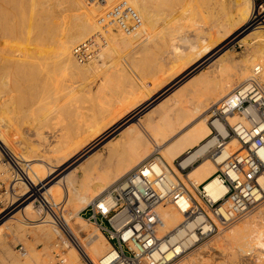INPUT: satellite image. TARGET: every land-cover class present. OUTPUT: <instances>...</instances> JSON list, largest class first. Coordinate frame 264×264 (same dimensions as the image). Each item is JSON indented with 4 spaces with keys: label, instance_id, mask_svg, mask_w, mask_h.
I'll return each mask as SVG.
<instances>
[{
    "label": "bare ground",
    "instance_id": "6f19581e",
    "mask_svg": "<svg viewBox=\"0 0 264 264\" xmlns=\"http://www.w3.org/2000/svg\"><path fill=\"white\" fill-rule=\"evenodd\" d=\"M142 1L0 0V150L3 146L8 156H12L16 170L21 175L15 178L17 182L14 183L10 194L13 207L7 208L10 211L8 215H11L6 221L3 220L0 233L6 224L9 231L7 233L21 237L23 235L19 233L27 230L31 233L29 238L44 242L46 245L44 251L34 252L32 255L33 259L36 256L37 261L51 264L53 256L49 245L52 244V235L56 234L49 215H43L44 219H37L39 208L37 210L33 200L29 202L33 196L38 194L40 196L42 190H44L42 195L50 197L49 199L56 203L64 197L63 201L69 206L65 218L75 243L71 244L72 247L69 245L67 258L65 257L66 264H99L101 260H107L115 255L112 243L101 228L96 225L91 229L89 220L78 215L76 208L81 204L88 206L94 202L156 152L163 157L172 177L186 181L194 178L196 179L194 182L204 183L209 194L214 198L223 197L227 192L216 172L227 157L241 149V145L235 137L224 142L222 137L228 135L227 123L221 119H213L210 114L212 109L236 88L253 79L257 67L261 70L257 79L264 84V10H257L252 0H233L239 11V17L227 19L225 24H220V27L215 25L218 29L215 30L213 27L214 31L208 32V36L201 38V42L191 43L188 48H183L177 43L172 44L169 55L174 56V61L171 64L166 61L165 71L162 72L165 75L158 77L156 85L151 83L150 89L148 86L147 89H143L133 76L132 78L120 71L118 74L111 71L101 88H93L92 75L97 72L98 67L99 71L104 67V62L101 66L99 64L95 66L97 59L108 60L106 56H110V59L114 60L117 53L118 57L119 54H125L141 29L150 26L151 21L148 23L146 18L149 15L146 12L147 16L144 15V9L141 7V3L144 2ZM125 2L142 17V24L129 31L120 29L116 22L117 16L111 14L116 8L125 9L122 6ZM175 21L177 22L176 19ZM248 21L249 25L255 28L248 30L246 28ZM182 38L186 42L190 41L186 37ZM235 41L249 46V48L244 46L249 51L247 56L244 55L238 60L224 52L225 46ZM75 53H78L80 58H86V61H81ZM95 60L97 62H94ZM116 61L114 60L115 63ZM214 65L216 70L206 68ZM167 68L171 70L167 71ZM117 69L122 71L120 68ZM185 77L188 80L186 78L180 83L179 81ZM121 80L129 82V88L133 91L131 96L133 94L137 96L132 98L125 96L120 99L117 111L111 115H104L100 121L94 123L91 126L92 136L83 144L79 145L81 135L77 133L75 137L69 136L65 142L63 139H60L58 144L51 142L52 140L48 142L52 137L48 135L50 134L48 128L60 125V112L64 106L70 101L74 102L77 96L87 98V95L94 91L111 90L114 81L120 84ZM67 89H72L76 93L70 96L66 93ZM65 93L69 94L66 95L69 97H65ZM148 106H150L148 110L138 115L142 108ZM249 113L256 117L253 110H249ZM21 118L24 119V123L30 121L36 126L34 131L36 135L33 134L36 137L32 140L37 138L36 145L39 150L43 147L47 150L46 154L50 155H45V159L42 155L36 160L32 158L40 162L33 163V169H26L27 171L19 155L12 150L13 146L11 147L8 141L6 130H3L7 126L10 127V124H19ZM227 121L232 125L239 121L248 123V116L234 112L227 116ZM213 127L218 133L213 132ZM115 135L119 136L115 137ZM102 138H106L101 144L106 150L105 156L113 157L125 145L128 158L120 159L113 166H98L103 153L95 157L92 156L93 154L87 155ZM216 145L222 146L215 158H212L208 156V152ZM261 154L264 156V149ZM177 158L181 159L184 168L200 158L202 160L200 159L199 163L193 165L184 174L181 168L175 166L174 161ZM82 159H85L84 164L80 162ZM31 162H29L30 166ZM8 175L5 177L8 178ZM17 185L21 188L20 191H17ZM19 207L20 210L14 213L13 211ZM191 207V202L185 197L158 206V212L164 220L163 227L158 229V236L162 238V251L169 261L168 264H191L196 262L198 257L203 260L202 254L208 251V247L202 254V251H198L202 245L201 232L198 231L202 217L199 215L188 217L189 213L186 212ZM256 207V210L253 209L255 213L251 215L249 213V218L245 220L244 217L245 221L242 223L237 224L236 221L234 224L232 221L226 226L227 228L219 226L224 230L223 233L220 232L221 234L217 232L220 236L215 234L216 242L220 244L222 240L230 241L235 248H238L236 250H247L249 253L263 247L264 200ZM3 211L5 212L3 209L0 210V218ZM201 228L206 232L208 227L202 225ZM81 231L87 234L89 244L81 241L79 236L74 234L75 232L79 234ZM1 236L0 249L4 250L7 242L5 245ZM213 238H209V243ZM197 243H200V247L196 252L201 255L195 253L197 256H193L192 253L197 248L193 247ZM191 249L193 252L189 254ZM201 249L203 250V247ZM187 253L192 254V257L184 256ZM16 264L33 263L28 258L25 262L20 261Z\"/></svg>",
    "mask_w": 264,
    "mask_h": 264
},
{
    "label": "built area",
    "instance_id": "2783aa9c",
    "mask_svg": "<svg viewBox=\"0 0 264 264\" xmlns=\"http://www.w3.org/2000/svg\"><path fill=\"white\" fill-rule=\"evenodd\" d=\"M122 6L125 9L116 8L111 13L117 16L119 28L129 31L140 26L142 17L139 12L126 2ZM75 54L80 58L78 53ZM80 60L85 62L86 58ZM260 73L257 67L256 76L219 102L210 114L213 119L227 123L228 135L222 137L223 141L235 137L241 145V149L227 157L216 172L226 187V194L214 198L204 183L192 180L185 183L180 178L172 177L161 154H152L85 207V211L80 212L100 227L112 243L115 255L101 260L99 264H168L162 251V238L158 236V229L164 225L158 212V206L162 203L176 202L180 197L189 200L192 207L186 213H189L188 217H202L198 231L201 232V241H204L215 235L219 226L226 227L264 200V156L261 154L264 149V84L257 79ZM249 110H253L256 117ZM234 112L247 115L248 123L239 121L234 125L229 124L227 116ZM213 132L218 133V130L213 127ZM221 146L213 147L208 156L215 158ZM5 157L11 162L6 152ZM200 159L185 168L180 158L175 159L174 163L178 169L186 172ZM23 163L27 164V161ZM36 200L39 213L49 215L55 229L57 240L54 243V254L57 262L65 264L64 255L69 245L75 243L65 219V202L56 203L44 195L38 196ZM202 225H207L206 232L201 228ZM19 249L26 255L27 251L22 244ZM256 260V257L247 255L242 262L247 264Z\"/></svg>",
    "mask_w": 264,
    "mask_h": 264
},
{
    "label": "rangeland",
    "instance_id": "374dc122",
    "mask_svg": "<svg viewBox=\"0 0 264 264\" xmlns=\"http://www.w3.org/2000/svg\"><path fill=\"white\" fill-rule=\"evenodd\" d=\"M143 1H142L143 3H141V7H143L142 9H144V13L146 12L149 15V16H147L146 13L144 14L147 16L146 18L149 21L148 23H150V21H151L150 26H147L146 29L145 28L143 30L141 29L139 35L133 39L134 42L131 45L132 47L131 46H130L131 48L129 47V49H128L129 51L127 50V52L125 54L124 53L119 54L120 57H118V53L114 56V60H117L116 63L114 62L113 59H110V56H106L107 58H109L108 60L101 59V61H100L99 59H97L98 62H97V60L94 61V62H97V63H94L95 66H96V64L97 65L99 64L101 66V65H103V62H104V65H103L104 67L103 66H102L103 68L101 67L102 68V70L100 69L101 72L99 71V67H98L97 72L94 74L92 73L93 74L92 75L93 76L92 77L93 78L92 79L93 88H95V87H96V89L101 88V86L104 85V82L108 78L109 74H111L112 72L113 73L116 72L118 74V72L120 71L122 73H125V75H129L130 77L133 76L135 78L136 82H138L139 86L142 87L143 89H147L144 87V85L148 86V89H150L151 86L149 84L152 83V81L155 77L165 75L162 73L165 71L163 69V64H164V68H165L167 60H168L167 62H169L168 64H171L174 61V59H173L174 56L169 55V53H170L169 49H172V44L177 43L179 46L181 45L183 48H188V46L191 43H199V41L201 42V38L208 36L207 35L208 32L214 31V29L215 30L218 29V28H216V26L220 27L221 26L220 24H222V25L225 24L227 19H234V18L237 19L236 17L239 15V11L236 8L233 0H143ZM252 1L254 3V6H256L255 8L257 10H259V11L264 10V0H252ZM145 5H146V7L144 8ZM252 8H253V4H252ZM251 16H252V11H251ZM251 16H250V19H251ZM148 17L151 18V20ZM175 19L177 20V22L175 21ZM219 21H220V23H219ZM249 21L247 22L248 24H246V28L248 30L255 28L254 26L249 25ZM166 25H168V27ZM213 27H215V28L213 29ZM153 28H155V29H153ZM152 30H153V32H152ZM148 32H150V33L148 34ZM143 34H145V35H143ZM182 37H186V39H189L190 41L186 42V40ZM183 40H185V41H183ZM249 42L251 43V41H249ZM244 46H247L249 48L248 45H241V43H239L237 41L231 42L225 46L224 52H227V54H231L235 59L238 60V59L244 57V55L247 56V54L249 53L248 48L246 49V47H244ZM104 59H106V58L104 57ZM105 61H106V63H105ZM112 61H113V63H112ZM109 62H111L115 66ZM120 63H121V65H120ZM107 65H112L113 68L111 66L107 67ZM116 67L122 69V71L118 70ZM141 67H142V70H141ZM108 68L109 69L111 68V69L108 70ZM168 68H167V71H170L171 69H168ZM206 68H209L210 70L211 69L216 70V65L209 66V67L207 66ZM132 70H134V71H132ZM109 71H110V73H109ZM98 72L100 73V75H98L99 74ZM96 74L98 77L97 76L95 77ZM187 77L180 80L179 82L181 83ZM187 80H188V78H187ZM116 82L117 81H114V83H116ZM157 82H158V80H157ZM185 82L186 81H184V83ZM174 86L175 85H173V87ZM115 88L118 90V92L116 91V94L112 95L113 96L112 97L111 91H112V89L114 90ZM126 88H129V86ZM126 88L122 90L121 84H118V85L114 84L112 86L111 90L101 89L98 92L94 91L92 93H89L87 95V98H86V96L85 97L81 96L83 98V100L79 96L82 101L77 96V98L73 100L74 102L70 101L66 106H64V108L61 109L62 111L60 112V115H61L60 125H54V126L48 128V130H49L48 132H50V134H48V135L52 136L48 142H50L52 140L51 142H53V143L56 142L58 144L60 139H63L65 142L66 139L69 138V136L75 137V135L77 133V135H81V137L79 138V141H78V143H80L79 145L83 144L87 138H90L92 136L91 126L94 123L100 121L104 115H111L112 113L117 111L118 101L120 99L124 98L125 96H127L128 98H130V97L132 98V97L137 96V94H135V95L133 94L131 96L133 91L130 88L128 90H126ZM67 91H66V93H69L70 96L74 95V93H76V92H73L72 89H67ZM66 93H65V97H69V96H66V95H69ZM103 93H104V96H103ZM77 99H79V100H77ZM76 101L78 104L76 103ZM79 101H81V102H79ZM152 103H155V102L152 101ZM69 104H71V105H69ZM76 104H77V106H76ZM149 108H150V106H148L146 108H142L140 110V112L138 113V115L141 112H145ZM11 116H13V113L11 114ZM10 121L12 123V120H10ZM25 121H28V119H25ZM31 123L32 122H30V121L27 123H24V119L21 118L19 121V124L13 123L15 125V127H13L14 126L13 124H10L11 125L10 127L7 126V127H5L6 129L5 128L3 129V130H6L5 132H7L6 135H7L8 141H9L11 147L13 146L12 150L17 155H19V158H21V160H22L21 161L22 164H23V161H25V159H26V161H27V159L29 160V161H27V164H23L25 171L32 170L34 167V164L40 162V161H34V159L36 160L41 155H42L43 159H45V155L50 156L49 153L46 154L47 150L43 149V147H41L39 150L38 145H36L37 140H38L37 138H34V139H36L34 141L32 140L33 137H36L35 136L36 134L34 132V131H36L35 130L36 126H33ZM31 125L33 126V128H31L32 127ZM27 126H29V127L31 126V127L29 128ZM7 128L8 129L10 128L11 131L7 130ZM87 129H89V131L86 132ZM32 130H33V132H32ZM26 131H27V133H26ZM57 131H58V133H57ZM20 132L22 133V135H20L21 134ZM9 133H12V134H9ZM24 133L26 135H24ZM55 133H56V135H55ZM33 134H35V135H33ZM117 136H119V135H115V137H117ZM24 137H26V138H24ZM29 138H31V139H29ZM108 138L109 137H107V139ZM28 140L30 142H28ZM12 141L14 142V144ZM22 141H23V143H22ZM103 141H106V138H102L100 141H98L93 146V148L88 151V155H87V156H90L93 154L92 156L95 157L97 154L103 153V155H101V159H100L101 163L98 164V166H101V167L113 166V165L117 164L120 159L128 158V156H127L128 154L126 152V149H125L126 146L125 145H124L123 149L121 151H119L118 153H115L113 155V157H109L107 155L105 156L104 154H106V150H105V148H102V146H101ZM20 143H22V145ZM32 144L34 145V147ZM20 145H21V147H18ZM2 147L3 146H1V150H0V173L2 172L0 174V210L2 211V209H3V210H5V212L3 211L4 213L1 214L0 225L2 223H4L3 220L6 221L9 218V216L11 215V214L8 215L10 211L7 210V208L11 209V206H12L11 204L13 202V200L10 197V194L12 193L14 183L17 182V180H15V178L21 177L19 172H17V170H16V163H15L14 159L12 158V156L11 157L9 156L11 158V162L14 161V163L8 162V159L5 157L6 151ZM5 148L7 149L6 146H5ZM7 151H8V149H7ZM94 152H96V153L94 154ZM30 153H31V156H30ZM25 156H26V158H25ZM22 157H24L25 159ZM32 158H34V159H32ZM84 160L85 159H82L80 162L84 164L85 163ZM201 160H202V158H201ZM201 160H199L197 163H199ZM29 162H31V166H30ZM197 163H195V165ZM77 167H78V165H77ZM187 172H188V170L186 172H183V173L186 174ZM7 175H8V178L5 177ZM181 180L185 183H188V181H186V179H181ZM192 181H196V179L193 178ZM16 188H18L17 191H20V189H21V188H19L18 185L16 186ZM43 192H44V190L41 191V195L43 194ZM38 196H39V194L37 196H33V198H31L29 200V202L32 200L34 201V205L36 206V208L39 205L38 201L36 200ZM44 196L47 197L46 195H44ZM63 199H64V197L59 199V202L61 200L63 201ZM9 202H11V203H9ZM65 206L67 209L65 211V213H67L69 206L66 203H65ZM86 206L87 205H83V204L77 206L76 213L78 215H81L79 213L83 210L85 211ZM20 208L21 207L16 208L13 212L14 213L18 212L20 210ZM256 209H257V207L254 208V210H256ZM254 210L252 209V212H248L245 216L240 217L241 222H239L240 218L235 220L234 224L236 223V221H237V224L245 221L247 218H249V216L251 214L255 213ZM38 212H39V210H38ZM38 212H37V215H38L37 219H40V218H42L43 215H41ZM249 213H250V215H249ZM244 217H245V220L243 219ZM65 219H67V218H65ZM89 224H90L89 226H91V229L93 226H96L95 224L91 223L90 221H89ZM233 225H231V226H233ZM219 230L220 231H218V233L221 234L220 232L222 231V233H223L224 229L221 230L219 228ZM7 232H9V231H8L6 224H5L3 231L0 233V236L2 235L1 237L3 238V242H4V244L7 242V245L5 244L6 248L4 250L0 249V264H9V263L10 264H16L17 262H20V261L22 263V262H25L26 260H28V258H29V260H32L33 264H36V263L37 264H45V262H43V261L42 262L39 260L37 261L36 256L35 257L33 256L34 259L32 258V255H34L33 254L34 252L38 253V251L39 252L44 251V248L46 247L44 242L37 241L35 239H34L35 240L34 241V240H32L33 239L32 237L29 238L31 233H29V231H27V230L26 231L24 230L23 232L21 231L19 233V234L23 235L21 237L15 236L14 234L7 233ZM28 233H29V235H28ZM74 234L78 235L79 238L81 239V241H83L85 243L89 242L86 233L81 231L79 234L76 232ZM213 236H215V235H213ZM213 236L210 237V239L213 238ZM216 236H220V235H217V233H216ZM216 236L212 239V242L210 240V243H209V238L204 240V241H201V244L204 246L200 245V243H197V245H195L193 247L194 249L197 247L195 249V252H193V250H194L193 248H192L193 250L191 249L192 251L191 250L189 251V254H190V252L191 253L193 252L192 253V254H194L193 256H197V255L200 256L204 252V250L208 249V251H206L202 254L203 260L201 257H198L196 262H192L191 264H244L242 261L244 260L245 256H247L249 254L254 256V257L256 255V257H258L259 260L258 261L256 260L253 263H247V264H264V246L257 248V251H255L253 253L252 252L249 253L247 250L242 251V249H239L240 251H238V250H236L238 248L237 247L235 248V245L231 244L230 241L225 242L224 240H222V241H220V244L218 242H216L217 241ZM23 239H24V241H23ZM25 239H26V241H25ZM30 239H31V241H30ZM56 240H57V236H56V234H53L51 237V243L52 244L49 245V248L52 252L51 254L53 256L52 257L53 260H52L51 264H58L57 259H56L55 254H54V243L56 242ZM223 241H224V243H223ZM263 241H264V237H263ZM204 242H206V243L204 244ZM28 243H29V245H28ZM21 244L24 246L25 250L27 251L26 255H23L21 253V251H19L20 250L19 246ZM199 245L201 247H203V250L201 249V247ZM70 247H72V245ZM206 247H208V248L206 249ZM209 247L211 249H209ZM197 249L199 252L202 251L200 255H199V253H197L198 251L196 252ZM246 251H247V253H246ZM261 252H263V253H261ZM195 253H197V255ZM260 253H261V255H260ZM189 254L188 253L184 254V256H188ZM191 255H189V256H191ZM64 256L67 258V251H66ZM30 257H31V259H30ZM199 258H201V260ZM82 260H83V262H85L84 259H82ZM186 260H188V257L186 258Z\"/></svg>",
    "mask_w": 264,
    "mask_h": 264
},
{
    "label": "crops",
    "instance_id": "0c3cea01",
    "mask_svg": "<svg viewBox=\"0 0 264 264\" xmlns=\"http://www.w3.org/2000/svg\"><path fill=\"white\" fill-rule=\"evenodd\" d=\"M163 69H164V64H163ZM157 79H158V77H155V78L153 79L152 83L156 85ZM117 82H118V81H117ZM117 82L114 83V84L117 85V84L120 82V80H119L118 83H117ZM127 83H128V84H127ZM120 84H121V86H122V90L125 89L126 87L130 86V85H129V82L122 81V80H121V83H120ZM149 85L151 86L152 84L150 83ZM144 87L147 88L146 85H144ZM128 89H129V88H126V90H128ZM116 91L118 92V90H117L116 88H115L114 90L112 89V91H111V96H112V95H115V94H116ZM120 91H121V90H120ZM103 96H104V93H103ZM112 97H113V96H112Z\"/></svg>",
    "mask_w": 264,
    "mask_h": 264
}]
</instances>
